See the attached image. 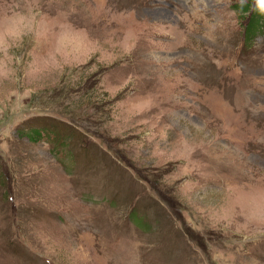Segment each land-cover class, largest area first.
Wrapping results in <instances>:
<instances>
[{
    "label": "rangeland",
    "instance_id": "374dc122",
    "mask_svg": "<svg viewBox=\"0 0 264 264\" xmlns=\"http://www.w3.org/2000/svg\"><path fill=\"white\" fill-rule=\"evenodd\" d=\"M247 1L0 0V264H264Z\"/></svg>",
    "mask_w": 264,
    "mask_h": 264
},
{
    "label": "trees",
    "instance_id": "16d2710c",
    "mask_svg": "<svg viewBox=\"0 0 264 264\" xmlns=\"http://www.w3.org/2000/svg\"><path fill=\"white\" fill-rule=\"evenodd\" d=\"M244 7L242 9L243 12H249V20L245 29L246 39L252 38L256 35L260 30L264 28V12L260 10V8L256 4V0H248L243 3ZM40 135V133H37ZM29 138H32V135H29Z\"/></svg>",
    "mask_w": 264,
    "mask_h": 264
},
{
    "label": "clouds",
    "instance_id": "9594fccd",
    "mask_svg": "<svg viewBox=\"0 0 264 264\" xmlns=\"http://www.w3.org/2000/svg\"><path fill=\"white\" fill-rule=\"evenodd\" d=\"M256 4L260 8V10L264 12V0H256ZM68 43L71 44L72 43L71 40H69ZM255 218L258 219L259 217H255Z\"/></svg>",
    "mask_w": 264,
    "mask_h": 264
}]
</instances>
